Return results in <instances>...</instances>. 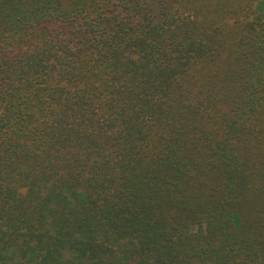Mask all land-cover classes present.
I'll use <instances>...</instances> for the list:
<instances>
[{
    "label": "trees",
    "instance_id": "obj_1",
    "mask_svg": "<svg viewBox=\"0 0 264 264\" xmlns=\"http://www.w3.org/2000/svg\"><path fill=\"white\" fill-rule=\"evenodd\" d=\"M0 264H264V0H0Z\"/></svg>",
    "mask_w": 264,
    "mask_h": 264
},
{
    "label": "rangeland",
    "instance_id": "obj_2",
    "mask_svg": "<svg viewBox=\"0 0 264 264\" xmlns=\"http://www.w3.org/2000/svg\"><path fill=\"white\" fill-rule=\"evenodd\" d=\"M190 231L198 233L201 231V226L198 225H190Z\"/></svg>",
    "mask_w": 264,
    "mask_h": 264
}]
</instances>
